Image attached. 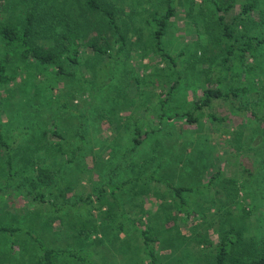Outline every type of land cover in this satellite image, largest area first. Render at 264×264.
<instances>
[{"label": "rangeland", "instance_id": "obj_1", "mask_svg": "<svg viewBox=\"0 0 264 264\" xmlns=\"http://www.w3.org/2000/svg\"><path fill=\"white\" fill-rule=\"evenodd\" d=\"M97 1L115 12L117 31L83 0H0L1 27L23 30L27 12L47 17L35 25L31 43L57 50V65L66 73L24 58L20 44L0 37V62L14 76L0 85V133L10 147L0 143V264H31L38 251L27 235L2 227L30 230L46 247L81 251L94 264H131L142 254L143 264H152L133 222L161 239L157 264H215L225 239L233 243L232 253L261 255L264 123L223 99L205 110L222 121L204 117L190 124L160 115L168 95V114L185 113L204 88L246 83L245 77L234 82V74L225 81L217 64L226 44L216 42L224 34L218 18L236 37L246 32L264 38V0ZM246 3L254 8L241 17ZM170 9L160 42L175 64L156 48V31ZM243 18L252 19L253 28L245 29ZM93 42L106 53L91 49ZM252 79L262 104L253 102L259 92L248 86L251 93L238 105L249 103L264 117V69L258 66ZM54 131L66 140L54 138ZM138 137L141 144L133 149ZM9 152L17 171L11 179ZM60 165L61 180H45L41 167H49V175ZM151 175L184 193L178 197L163 182L140 179ZM112 183L124 185L113 194ZM38 184L46 186V196L33 201ZM162 239L177 245L165 248Z\"/></svg>", "mask_w": 264, "mask_h": 264}, {"label": "trees", "instance_id": "obj_2", "mask_svg": "<svg viewBox=\"0 0 264 264\" xmlns=\"http://www.w3.org/2000/svg\"><path fill=\"white\" fill-rule=\"evenodd\" d=\"M83 2L89 10H95V11H100L104 13L106 17L108 18V20L110 21V24L113 27H115L116 31L118 30L117 17L115 16L114 11H112L111 9L104 8L97 0H83ZM253 8L254 6L251 3L244 4L243 10L240 13L241 17L243 16L250 17V14ZM218 10L223 11V9L220 7H218ZM172 14H173V11L172 9H170L165 15V18H162L161 20L162 25H159L158 27L160 29L156 31L157 51L162 56H165V57L169 55L161 47L160 40L163 35V27L166 24L167 19L171 17ZM65 15L66 16H64V18L67 19L69 16H67V14ZM261 17H262V23L264 25V15H261ZM223 19L224 17L220 16L218 18V24H217V25H220L224 31L223 38L217 37L216 42L221 44L223 41H226V44L224 48V54H223L224 56L220 60L221 62H218L217 64L220 66V68L223 71V77L225 81H227L231 77V74H234L235 75L234 82H238L239 84V81L242 80L243 77H245L246 83L244 84L242 83L236 86L232 85L229 88L222 87V86H219L217 88H204L202 97L193 102L192 111H186L185 113H174L170 115L168 114L166 110L167 102L170 100V96L168 95V98H166L161 104L162 114L160 116L162 118L175 119L181 116V117L186 118L187 122L190 124L197 123L201 121V119L204 117L210 118L213 121H222L221 118L215 115H212V114L206 115L205 110L206 108H210L215 100L223 99L227 101L229 104H231V106L235 108L236 111H240V112L250 111L251 116L254 118L255 121L264 123V117L258 114V111H256V108L249 107L250 105L249 103H246L244 107L243 106L241 107L238 105L240 96H241V99H243V97L248 95V93H251L249 87L253 88L252 90L256 89L255 91H257V93L259 92V96L256 97V99L253 100V102L257 104H262L260 103V101H262V98L260 96L261 91H258L259 88L254 86V84L252 83L253 81L252 76L255 72V69L258 68V66L264 69V38L249 36V33H246V32L244 33L240 32V34L242 33V35L240 37H236L233 31L230 29L231 26L223 23ZM46 20H47V17L44 18V16H41L39 13L35 11L31 13L27 12L22 22L23 30L18 31L9 26H3V27L0 26V37L8 43L20 44L23 47V49H21V55L24 58L36 61L42 65L49 64V65L56 66L58 70V74L65 75L66 73L63 71V69L59 67V65H57L58 64L57 59L59 58V56H57L56 54L57 50L53 49L50 51H42V49L34 47L33 46L34 44L31 43V38L34 34L33 31L36 30L35 25H42L40 21H46ZM240 20H241L240 23L245 25V29H249L247 28L246 25H248V27L250 26V28H253V23L250 22L252 21V19L245 20L243 18ZM38 27H41V26H38ZM62 37H65V35H62ZM241 37H244L245 41L242 42L240 39ZM55 41L56 43H59L58 39H56ZM90 48L95 51L101 52V53H106V49L98 46L96 42L91 43ZM122 48H123V45L121 46V49ZM250 57L254 59L255 64L249 61ZM168 58L175 64L176 61L173 58H171L170 56ZM71 62L78 63L76 59H72ZM13 80H14V76L7 74L6 63L1 64L0 62V85L8 84L12 82ZM178 84H179V81H176L175 83H173L172 88L170 90V94L174 92V89L178 86ZM242 104H243V100H242ZM136 132L137 134H140L138 128L136 129ZM46 133L47 132L45 131L43 134L46 135ZM52 135L54 138L64 140V141L66 140L61 135V133H58V131H54ZM141 141L142 140L139 139V137L136 138L134 140L133 149H136V147L141 144ZM0 143L1 145H3V147L5 146L7 149H10L8 143L5 142L2 133H0ZM74 155H75V152H73V156ZM7 157H8V166H9V178L11 179V177L17 174V171L14 170L15 166H14V158L12 156V153L9 152ZM36 160H37L36 153L31 154L32 164H34ZM71 162H73V159H69L67 160V162H63V163H71ZM261 166L262 165H260V167ZM63 167L64 165H60L56 171L52 172L49 175H47V172L48 171L50 172L49 167H45V168L41 167V171L43 173V177L45 178V180L47 178V181L49 180L52 181L53 178H56V180L59 178L61 180V176H64L61 173V168ZM244 168L246 169V167ZM51 171L53 170L51 169ZM252 178L254 179L255 176L252 175ZM34 179L35 177L33 179L31 178L30 184L35 186L37 181L36 179L35 180ZM140 179L163 182L164 184H167L171 188V190L174 192V194L178 197L181 196L185 190V188L183 187H175L171 183L164 181L153 175L146 177V178L140 177ZM125 182L131 183L132 180H127ZM55 183L56 181L54 182V184ZM58 184L59 183L57 182V185ZM115 185H118V186H115ZM123 185L124 183L114 184L113 186L110 187L111 193L113 194L116 193V191L121 189ZM18 187H22V185H18ZM37 187H39V191H38L39 193H37L36 195H34V191L32 190L29 191L25 189L28 191L26 192L27 196L30 198L31 195H34L33 201H36V198H40V197L44 200L46 196V193H45L46 186H39L38 184ZM105 187H107V185ZM81 199H83L82 202L85 204L90 203V200L88 199H84V198H81ZM182 201L185 202L184 200ZM141 221L142 219L138 220V222L140 223ZM133 224L135 226V229L139 232L142 238L143 243H141V249H143V245H144V251L146 253L147 258H149L152 264H157L158 263L157 245L158 243L161 244V239H159L158 236L155 237L152 234V231L150 229L143 230V228L139 227L137 223L133 222ZM1 230L7 233L10 232L11 235L13 234L17 235V233H24L30 239L35 241L38 247V251L35 253V259L34 261H32L33 264H89V263L94 264L91 261H89V259L84 256L85 254H83L81 251L69 250V249L62 250V249H54V248L46 247V245L43 243L42 239L39 236L38 237L35 236L32 231L27 230L25 228L21 229L20 227H2ZM85 233H86L85 228L81 227L80 234L85 236ZM162 242H163V247L165 248L166 247L172 248L177 245L175 239H172V241L169 239H162ZM232 244L233 243L230 241V239H225L222 241L221 245L218 247V253L215 256V261H214L215 264H264V253H262L261 255H254L251 258H247L245 256H242L241 254L240 256L236 253H232L230 249ZM132 254L135 257L134 252ZM63 259H66L67 261H70V262L62 263L61 260ZM131 264H143V254H142V257L140 255L139 257H135V260L131 262Z\"/></svg>", "mask_w": 264, "mask_h": 264}, {"label": "crops", "instance_id": "obj_3", "mask_svg": "<svg viewBox=\"0 0 264 264\" xmlns=\"http://www.w3.org/2000/svg\"><path fill=\"white\" fill-rule=\"evenodd\" d=\"M175 187H177V186H175Z\"/></svg>", "mask_w": 264, "mask_h": 264}]
</instances>
